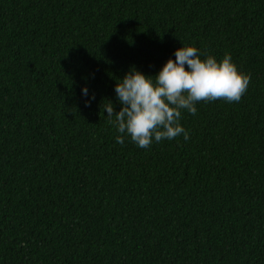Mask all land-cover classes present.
<instances>
[{"label": "trees", "instance_id": "1", "mask_svg": "<svg viewBox=\"0 0 264 264\" xmlns=\"http://www.w3.org/2000/svg\"><path fill=\"white\" fill-rule=\"evenodd\" d=\"M182 46L246 93L116 143L102 103ZM0 264H264V0H0Z\"/></svg>", "mask_w": 264, "mask_h": 264}, {"label": "clouds", "instance_id": "2", "mask_svg": "<svg viewBox=\"0 0 264 264\" xmlns=\"http://www.w3.org/2000/svg\"><path fill=\"white\" fill-rule=\"evenodd\" d=\"M155 75H145L132 66L115 85L119 104L116 111L110 100L101 105L107 111V121L118 133L116 143L123 145L125 136L140 148H149L153 141L172 140L189 133L182 127V112L195 115L196 104L224 100L239 102L250 84V74L240 71L225 54L219 62L211 55L202 54L192 46L175 50ZM205 55V58H201ZM82 93L88 96V88ZM91 99H95L94 94ZM86 106L90 100H85Z\"/></svg>", "mask_w": 264, "mask_h": 264}]
</instances>
